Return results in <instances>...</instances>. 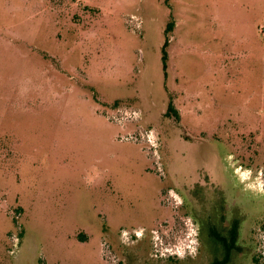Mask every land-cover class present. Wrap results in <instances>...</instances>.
Segmentation results:
<instances>
[{"label":"rangeland","instance_id":"obj_1","mask_svg":"<svg viewBox=\"0 0 264 264\" xmlns=\"http://www.w3.org/2000/svg\"><path fill=\"white\" fill-rule=\"evenodd\" d=\"M233 170L213 257L189 178ZM0 264H264V0H0Z\"/></svg>","mask_w":264,"mask_h":264},{"label":"flooded vegetation","instance_id":"obj_2","mask_svg":"<svg viewBox=\"0 0 264 264\" xmlns=\"http://www.w3.org/2000/svg\"><path fill=\"white\" fill-rule=\"evenodd\" d=\"M205 172L200 173L198 177L190 176L189 178L193 184L197 186L204 184L207 188L201 196L200 214L195 217L202 248L210 246L209 252L213 257L250 255L253 245V239L250 237L252 229L242 230L248 213L245 211L244 203L238 204L236 201L238 189L233 177H236L237 173L235 170H233L234 173ZM243 200L247 202L246 198ZM185 206L186 203H184ZM186 214L190 215V211ZM243 214L245 218L242 217ZM241 242L251 243L242 245Z\"/></svg>","mask_w":264,"mask_h":264},{"label":"trees","instance_id":"obj_3","mask_svg":"<svg viewBox=\"0 0 264 264\" xmlns=\"http://www.w3.org/2000/svg\"><path fill=\"white\" fill-rule=\"evenodd\" d=\"M171 28H172V24H170L169 25V27H168V29H167V32L169 31V30H171ZM167 46V45H166ZM165 46V47H166ZM167 60V56H166V54L164 55V61H166ZM170 114V113H169Z\"/></svg>","mask_w":264,"mask_h":264}]
</instances>
